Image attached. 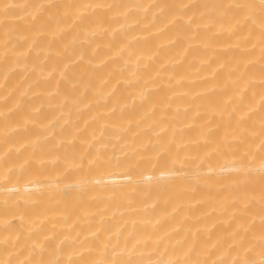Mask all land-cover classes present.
<instances>
[{
	"label": "bare ground",
	"instance_id": "6f19581e",
	"mask_svg": "<svg viewBox=\"0 0 264 264\" xmlns=\"http://www.w3.org/2000/svg\"><path fill=\"white\" fill-rule=\"evenodd\" d=\"M0 264H264V0H0Z\"/></svg>",
	"mask_w": 264,
	"mask_h": 264
}]
</instances>
